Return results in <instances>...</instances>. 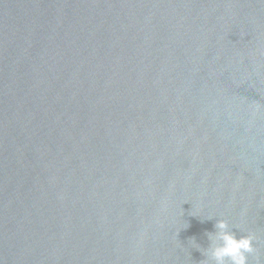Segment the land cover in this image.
<instances>
[{
	"label": "water",
	"instance_id": "obj_1",
	"mask_svg": "<svg viewBox=\"0 0 264 264\" xmlns=\"http://www.w3.org/2000/svg\"><path fill=\"white\" fill-rule=\"evenodd\" d=\"M264 264V0H0V264Z\"/></svg>",
	"mask_w": 264,
	"mask_h": 264
},
{
	"label": "clouds",
	"instance_id": "obj_2",
	"mask_svg": "<svg viewBox=\"0 0 264 264\" xmlns=\"http://www.w3.org/2000/svg\"><path fill=\"white\" fill-rule=\"evenodd\" d=\"M214 228V232L207 233L210 243L205 253V264H249V254L255 251L254 236H237L224 219L217 220Z\"/></svg>",
	"mask_w": 264,
	"mask_h": 264
}]
</instances>
